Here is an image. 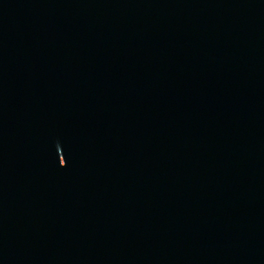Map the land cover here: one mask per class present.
<instances>
[{
	"label": "water",
	"instance_id": "95a60500",
	"mask_svg": "<svg viewBox=\"0 0 264 264\" xmlns=\"http://www.w3.org/2000/svg\"><path fill=\"white\" fill-rule=\"evenodd\" d=\"M0 264H264V0H0Z\"/></svg>",
	"mask_w": 264,
	"mask_h": 264
}]
</instances>
